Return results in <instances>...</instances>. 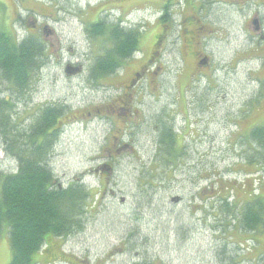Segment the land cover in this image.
<instances>
[{
	"label": "rangeland",
	"instance_id": "rangeland-1",
	"mask_svg": "<svg viewBox=\"0 0 264 264\" xmlns=\"http://www.w3.org/2000/svg\"><path fill=\"white\" fill-rule=\"evenodd\" d=\"M155 1L0 0V19L20 39L41 36L28 30L31 18H58V39L46 40L47 63L32 87L16 98L0 75V99L14 100L12 121L25 125L43 106H68L49 164L60 185L81 182L95 193L90 202L96 204L86 211L82 226L51 238L50 251L44 248L36 259L65 256L69 261L51 264H264V230L245 232L238 207L251 189L256 188L253 196L264 195V147L252 136L264 125V42L259 51L255 41L261 38L247 21L260 13L264 25V7L259 0H212L200 10L207 36L198 43L211 66L189 78L181 16L177 3L170 6L169 32L157 46L158 73L133 90L128 124L124 115L100 117L98 109L107 108V100L122 90L110 86L118 75L92 73L94 58L109 42L83 32L82 14L107 4L101 17L142 25L138 49L149 53L158 30L155 18L162 11L152 12ZM91 15L96 19L98 14ZM74 62L82 64L83 72L67 75L65 68ZM165 126L178 134L177 149L158 146ZM124 142L131 147L113 150L114 143ZM3 143L0 135V174H7L16 171V161ZM220 198H228L230 211ZM11 260L4 229L0 264Z\"/></svg>",
	"mask_w": 264,
	"mask_h": 264
},
{
	"label": "trees",
	"instance_id": "trees-1",
	"mask_svg": "<svg viewBox=\"0 0 264 264\" xmlns=\"http://www.w3.org/2000/svg\"><path fill=\"white\" fill-rule=\"evenodd\" d=\"M105 9L107 4L94 11L98 14ZM0 20V75L10 82L12 94L19 98L32 87L36 72L47 63L48 50L41 36L26 34L20 39L12 27L4 26L6 19ZM103 21L93 26L95 37L105 38ZM139 40L118 23L107 22L109 46L106 54L101 50L94 58L91 66L94 76L113 73L138 49ZM189 46L188 50H192L193 45ZM10 99H0V135L5 152L16 161V171L0 174V238L6 229L12 247L10 264L68 263L65 256L40 261L35 254L43 253L44 248L49 252L51 238L66 237L80 228L86 211L96 204L90 202L95 193L83 183L72 181L67 186L57 183L49 164V155L58 140V122L70 111L66 112V105H46L34 114L31 123L17 124L12 121L16 103ZM252 136L264 147V125L254 128ZM158 137L161 149H177L179 137L171 127L165 126ZM255 189L238 205L240 226L245 232L264 230V195L253 196ZM222 199L230 211L228 198Z\"/></svg>",
	"mask_w": 264,
	"mask_h": 264
},
{
	"label": "flooded vegetation",
	"instance_id": "flooded-vegetation-1",
	"mask_svg": "<svg viewBox=\"0 0 264 264\" xmlns=\"http://www.w3.org/2000/svg\"><path fill=\"white\" fill-rule=\"evenodd\" d=\"M224 1H229V0H224ZM231 1H229L230 3ZM156 8L152 12H157L159 8L162 9L161 14H157L155 18V24L159 28L161 27V33L158 32V30L153 34V45L151 47V51L148 53L146 52L143 48L137 49L138 52L140 50L141 55L137 56V51L133 53L131 57L126 59L125 63L121 66H119L113 73L109 75V78L113 77L114 75H118V77L115 80L111 81L110 86H120L119 88L122 90L119 96L113 97L112 99L107 100V103L105 106L107 108L104 109H98V113L100 114V117H105L109 119L110 115L111 116H116L117 114L124 115L125 116V122L128 124V117L130 116V112L132 111L131 108H129L131 104V98L133 97V90L135 88L139 87L142 85L143 82H150V79H152V76L154 73H158L155 70V66L158 65V60L160 54L158 53L157 46L161 43V41L164 40L165 36L168 35L167 33L169 32V23L171 17L168 16L166 13L167 9H170V6H175V3H177V8L176 11L179 13L180 20V29H181V34L183 37V41H186V46L188 48L190 47L189 45L192 46V50H187L191 52V54L188 53L186 55V59L188 64L186 65L188 69H193L189 72V78L192 76H197L199 74H202L205 71H208L210 66H211V58L205 52L202 51V45L198 42L202 41L203 38L207 36L204 31V26L200 24L201 21V11L205 10V8L208 5H213L214 2L212 0H162V1H155L154 2ZM257 5L259 7L263 6L264 7V0H259L257 1ZM201 10V11H200ZM93 11H89L86 14H82V18L84 23V30L83 32H92L93 31V26L94 25H99L101 21L104 22V27H105V42L107 43V17H102L104 18L102 20L101 18V13L103 11H107V9L103 10L102 12L100 11L98 15L96 16V19L92 17L91 14H93ZM131 11H128L127 14H129ZM120 18L123 19V15H120ZM248 24L250 22V26H252L253 33L255 36H260L259 41H255L258 44V50L261 51L263 48H260V43L264 42V25H263V19L259 14L253 13L251 19L247 20ZM33 20L28 21V30L30 32L36 33L39 32L41 35V38L46 46V49L48 50V46L46 44V40L52 42L56 41L58 38L57 36V28L55 25L58 23V18L54 16L53 14H48L44 16V19L42 21L37 19L36 23H34L36 26L34 28L29 27V25H33ZM115 23H118L120 26H124L130 30L129 33L137 35L138 39L143 38L144 33L141 30V26L139 24H133V25H124L127 24L125 20H120ZM172 23V21H171ZM143 30H148L144 28ZM179 33V35H181ZM254 36V37H255ZM91 38V36H90ZM92 40V38H91ZM190 43V44H188ZM196 45V48L194 47ZM255 45V43H254ZM107 53V47L106 51L104 54ZM134 64V66H133ZM137 65V68H136ZM71 66L79 68L80 71L78 72L79 74L83 72V66L80 62H74L71 63ZM121 68V69H120ZM161 67L158 66V69ZM127 92H125V91ZM129 98H128V97ZM128 98V99H126ZM129 106V107H128ZM103 110H105L103 112ZM132 113V112H131ZM91 114V113H90ZM116 152L120 151L122 147H131L130 144L128 143H122L121 146H117L114 143L112 146ZM111 147V150H112ZM113 157L114 155L111 154ZM115 157V156H114ZM104 167L107 168V164H104ZM110 166L108 165V168ZM174 199H179V198H174Z\"/></svg>",
	"mask_w": 264,
	"mask_h": 264
},
{
	"label": "water",
	"instance_id": "water-1",
	"mask_svg": "<svg viewBox=\"0 0 264 264\" xmlns=\"http://www.w3.org/2000/svg\"><path fill=\"white\" fill-rule=\"evenodd\" d=\"M33 20L34 23H36L37 19L35 17H33ZM33 23V25H29V27L31 28H34L36 25ZM78 71H80L79 68H76V67H73L71 65H68L66 68H65V72L67 75H71V74H75L77 73ZM106 170V173L109 174L110 171H111V168H108V169H105Z\"/></svg>",
	"mask_w": 264,
	"mask_h": 264
}]
</instances>
